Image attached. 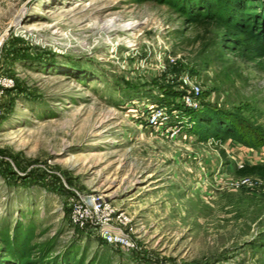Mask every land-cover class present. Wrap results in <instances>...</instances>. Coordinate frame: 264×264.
<instances>
[{
	"label": "rangeland",
	"instance_id": "1",
	"mask_svg": "<svg viewBox=\"0 0 264 264\" xmlns=\"http://www.w3.org/2000/svg\"><path fill=\"white\" fill-rule=\"evenodd\" d=\"M165 2L0 0V264H264V177L236 174L264 166V69ZM204 107L244 142L197 132Z\"/></svg>",
	"mask_w": 264,
	"mask_h": 264
},
{
	"label": "trees",
	"instance_id": "2",
	"mask_svg": "<svg viewBox=\"0 0 264 264\" xmlns=\"http://www.w3.org/2000/svg\"><path fill=\"white\" fill-rule=\"evenodd\" d=\"M185 17V23L209 33L215 30L222 47L240 60L264 69V0H161ZM6 110V109H5ZM236 116L215 113L209 107L195 114V129L204 135H225L243 143L234 128L242 125ZM251 145V144H250ZM1 164L0 163V167ZM7 164V163H6ZM3 167V166H2ZM240 177H264V166L236 171Z\"/></svg>",
	"mask_w": 264,
	"mask_h": 264
},
{
	"label": "built area",
	"instance_id": "3",
	"mask_svg": "<svg viewBox=\"0 0 264 264\" xmlns=\"http://www.w3.org/2000/svg\"><path fill=\"white\" fill-rule=\"evenodd\" d=\"M13 81L5 78L0 80V98L5 89L12 88ZM6 158L0 156V161L5 162ZM69 219L71 223L80 229H93L100 231V235L107 242L116 240L113 232L116 228L114 223L120 221L122 214H116L109 205L98 196H87L71 198L68 202Z\"/></svg>",
	"mask_w": 264,
	"mask_h": 264
},
{
	"label": "bare ground",
	"instance_id": "4",
	"mask_svg": "<svg viewBox=\"0 0 264 264\" xmlns=\"http://www.w3.org/2000/svg\"><path fill=\"white\" fill-rule=\"evenodd\" d=\"M126 26H127V25H125L124 28H127Z\"/></svg>",
	"mask_w": 264,
	"mask_h": 264
}]
</instances>
